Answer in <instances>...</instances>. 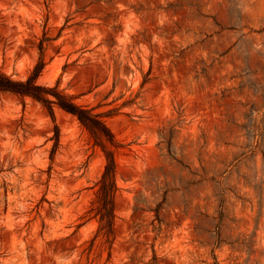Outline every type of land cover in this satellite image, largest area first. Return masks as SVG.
Here are the masks:
<instances>
[{"label": "rangeland", "instance_id": "1", "mask_svg": "<svg viewBox=\"0 0 264 264\" xmlns=\"http://www.w3.org/2000/svg\"><path fill=\"white\" fill-rule=\"evenodd\" d=\"M41 41L122 144L116 219L77 117L0 94V264H264V0H0V68Z\"/></svg>", "mask_w": 264, "mask_h": 264}, {"label": "trees", "instance_id": "2", "mask_svg": "<svg viewBox=\"0 0 264 264\" xmlns=\"http://www.w3.org/2000/svg\"><path fill=\"white\" fill-rule=\"evenodd\" d=\"M40 57L25 79L14 78L0 68V94H12L23 99L29 97L43 104L52 115L55 107L71 113L88 130L94 144L99 146L105 156L104 171L97 182L96 198L89 213L98 217L101 229L110 234L116 219V198L120 190L117 183L116 154L122 147L121 142L99 113L92 108L76 102L75 97L59 88V83L48 85L39 82L45 66L44 43L40 42ZM58 143V135L56 137Z\"/></svg>", "mask_w": 264, "mask_h": 264}]
</instances>
